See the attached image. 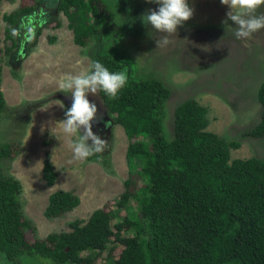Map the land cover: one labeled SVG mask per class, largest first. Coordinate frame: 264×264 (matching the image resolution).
<instances>
[{
	"label": "trees",
	"instance_id": "trees-1",
	"mask_svg": "<svg viewBox=\"0 0 264 264\" xmlns=\"http://www.w3.org/2000/svg\"><path fill=\"white\" fill-rule=\"evenodd\" d=\"M58 2L74 43L88 47L101 34L95 20L109 11L104 0ZM40 5L41 0H21L18 9L4 16L10 25L5 48L9 57L22 49L14 36L16 27ZM42 23L37 38L44 28L62 27L58 17ZM1 45L0 32V117L7 111ZM95 61L110 72H127V84L117 98L99 91L109 117L129 140L125 191L109 210L98 209L89 220L72 222L70 232L39 239L35 223L23 211L21 182L4 174L0 165V252L12 261L28 254L55 264H100L106 252L107 264H264V157L232 160L231 150L240 149L241 143L208 131V108L196 100L177 107L174 138L167 140L164 118L171 92L166 85L158 79L133 78L116 54H100ZM258 98L264 112V83ZM245 136L264 138V114ZM21 149L0 144V163L16 158ZM88 160L106 164L101 153ZM43 178L48 186L58 178L51 152L46 154ZM80 204L74 192L58 190L51 194L45 215L60 218ZM29 231L34 241L27 238ZM118 248L122 250L116 256Z\"/></svg>",
	"mask_w": 264,
	"mask_h": 264
},
{
	"label": "rangeland",
	"instance_id": "rangeland-1",
	"mask_svg": "<svg viewBox=\"0 0 264 264\" xmlns=\"http://www.w3.org/2000/svg\"><path fill=\"white\" fill-rule=\"evenodd\" d=\"M104 2L109 11L95 20L101 34L82 48L74 44L67 17L58 12V0H41L37 11L16 27L14 36L22 49L10 57L5 54L9 44L6 30L10 25L3 18L18 9L21 0L0 3L2 91L7 102V111L0 117V144L13 143L22 148L16 158L4 160L0 165L4 174L21 182L23 211L35 223L39 239L70 232V224L75 220L87 221L94 211L109 210L125 191V181L130 176L129 140L122 126L108 119L97 132L109 141L108 149L101 153L106 161L103 164L88 158L74 159L70 142L78 136L65 135L58 123L72 104L71 93L59 89L60 79L88 69L100 54H116L128 64L133 78L158 79L170 90L164 118L167 140L174 138L177 107L196 100L208 108V131L229 142L241 143L240 149L231 150L232 160L264 157V138L245 136L263 120L258 93L264 83V29L248 39L237 40L232 31L233 22L222 23L228 6L220 0H188L194 9L192 18L169 36V45L156 47L155 41L166 34L146 26L141 16L148 9H158V4L148 0ZM260 13H264V6L257 9V14ZM56 17L62 21V27L44 28L37 38L42 22ZM55 36L57 40L52 42ZM36 39L38 44L31 45ZM88 99L107 114L99 91L89 94ZM47 152L52 153L58 172L53 186H48L43 178ZM58 190L74 192L81 204L60 218L48 219L45 212L49 198ZM26 236L34 241L31 231ZM121 250L118 248L115 255ZM106 257L107 252L99 263L107 264ZM0 264L55 263L28 254L12 261L0 252Z\"/></svg>",
	"mask_w": 264,
	"mask_h": 264
},
{
	"label": "clouds",
	"instance_id": "clouds-1",
	"mask_svg": "<svg viewBox=\"0 0 264 264\" xmlns=\"http://www.w3.org/2000/svg\"><path fill=\"white\" fill-rule=\"evenodd\" d=\"M148 2H155L159 7L148 9L142 14L141 20L146 26L151 25L157 32L166 34L155 41L156 47H166L171 43L169 36L176 34L178 27L192 18L194 9L189 6L188 0H148ZM220 2L229 8L222 23L228 25V21L233 22L235 27H231L235 39H248L264 29V13L257 14V9L264 6V0H220ZM126 84V71L110 72L99 61H93L88 69L77 75L66 74L60 79L59 89L71 93L72 104L65 112V118L58 123L65 135L78 136L75 141L70 142L74 159L86 160L90 156L105 152L109 146L107 139L93 132V123L97 120L99 109L95 102L88 99V95L103 91L110 99H115Z\"/></svg>",
	"mask_w": 264,
	"mask_h": 264
},
{
	"label": "flooded vegetation",
	"instance_id": "flooded-vegetation-1",
	"mask_svg": "<svg viewBox=\"0 0 264 264\" xmlns=\"http://www.w3.org/2000/svg\"><path fill=\"white\" fill-rule=\"evenodd\" d=\"M99 112H98V117L97 120L95 121V123L97 124V127L93 128V132L97 133L100 132L102 130V128H104V126L106 125V123H104V121L108 120V118L106 119V114L104 113V111L99 108Z\"/></svg>",
	"mask_w": 264,
	"mask_h": 264
},
{
	"label": "water",
	"instance_id": "water-1",
	"mask_svg": "<svg viewBox=\"0 0 264 264\" xmlns=\"http://www.w3.org/2000/svg\"><path fill=\"white\" fill-rule=\"evenodd\" d=\"M107 117H108V119H111L108 115H107ZM111 121H112V119H111ZM95 127H97V124L94 122L93 123V128H95Z\"/></svg>",
	"mask_w": 264,
	"mask_h": 264
},
{
	"label": "crops",
	"instance_id": "crops-1",
	"mask_svg": "<svg viewBox=\"0 0 264 264\" xmlns=\"http://www.w3.org/2000/svg\"><path fill=\"white\" fill-rule=\"evenodd\" d=\"M72 38H73V40H74V35L72 34ZM71 59V58H70ZM67 63H69L68 61H67ZM208 116H209V114H208Z\"/></svg>",
	"mask_w": 264,
	"mask_h": 264
}]
</instances>
